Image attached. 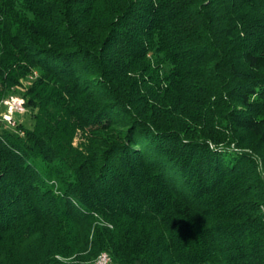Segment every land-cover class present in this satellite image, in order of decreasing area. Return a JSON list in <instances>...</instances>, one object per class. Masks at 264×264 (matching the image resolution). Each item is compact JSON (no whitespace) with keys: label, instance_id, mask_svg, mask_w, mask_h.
Here are the masks:
<instances>
[{"label":"trees","instance_id":"trees-1","mask_svg":"<svg viewBox=\"0 0 264 264\" xmlns=\"http://www.w3.org/2000/svg\"><path fill=\"white\" fill-rule=\"evenodd\" d=\"M12 96L0 264H264V0H0Z\"/></svg>","mask_w":264,"mask_h":264},{"label":"built area","instance_id":"built-area-1","mask_svg":"<svg viewBox=\"0 0 264 264\" xmlns=\"http://www.w3.org/2000/svg\"><path fill=\"white\" fill-rule=\"evenodd\" d=\"M5 107L6 112L5 113H0V122L6 123L9 127H15V122L12 119L13 113H21L23 114L24 108L22 106V101L21 103L18 102L16 103H11L8 100H5L3 102H0V107ZM98 264H111L109 263V259L107 256L101 255V258L98 259Z\"/></svg>","mask_w":264,"mask_h":264},{"label":"rangeland","instance_id":"rangeland-1","mask_svg":"<svg viewBox=\"0 0 264 264\" xmlns=\"http://www.w3.org/2000/svg\"><path fill=\"white\" fill-rule=\"evenodd\" d=\"M166 69V68H165ZM8 101L11 103V105H12V103H18V102H20L21 103V101H22V106H23V108H25V102H24V100L21 98V97H19V96H12L10 99H8ZM6 112V108L5 107H0V113H5ZM12 119H13V121L15 122V127L19 124V123H21L22 124V126L24 127V128H26V129H31L32 128V126H33V120H32V118L30 117V114L29 113H27L26 112V110L24 109V112H23V114H19V113H13V115H12ZM4 125H5V127H4V129H6V130H13V129H15V127H9L8 125H6L5 123H4ZM102 254V253H101ZM97 259V258H96Z\"/></svg>","mask_w":264,"mask_h":264},{"label":"bare ground","instance_id":"bare-ground-1","mask_svg":"<svg viewBox=\"0 0 264 264\" xmlns=\"http://www.w3.org/2000/svg\"><path fill=\"white\" fill-rule=\"evenodd\" d=\"M101 255L107 256V258L109 259V263H111L110 257L107 254L102 253ZM101 255L95 260L94 264H98V259L101 258Z\"/></svg>","mask_w":264,"mask_h":264}]
</instances>
